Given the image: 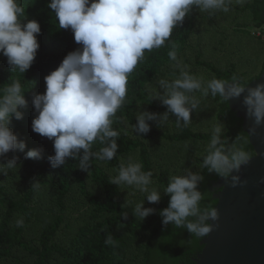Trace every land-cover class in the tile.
<instances>
[{
  "label": "trees",
  "instance_id": "16d2710c",
  "mask_svg": "<svg viewBox=\"0 0 264 264\" xmlns=\"http://www.w3.org/2000/svg\"><path fill=\"white\" fill-rule=\"evenodd\" d=\"M49 3L50 0H19L25 10L20 17L21 23L36 20L40 30H48L45 37L37 39L39 48L31 66L24 72L14 70L8 58L0 53V97L19 81L21 95L26 101L17 108L22 113L21 119L14 115L9 117V127L26 147L23 151L12 150L0 156V264H196L206 235L197 236L188 230L186 224L199 223L202 216H208L214 210L218 202L216 194L221 189H213L214 183L230 174L235 154L245 152L250 158L255 154L254 147L249 133L243 128V118L230 107L224 94H213L212 89L206 87L209 96L219 106L217 122L210 131L197 132L189 124L185 125L167 105L158 104L149 92V86L163 75L165 78L166 75H192L195 67H206L212 72V80L224 84L239 81L238 88L241 89L262 74L264 60L259 75L249 80L237 69L235 62L225 69L215 66L205 56V42L198 31L206 13L201 5L190 6L183 21L177 22L164 44L145 50L128 74L126 97L110 117V128L118 136L101 140L103 133L98 134L89 149L85 168L80 167L85 154L82 149L74 156L66 157L64 164L53 167L49 159L55 154L53 140L32 130V120L38 115L33 100L45 92V77L69 53L81 50L82 45L75 41L71 28L60 27ZM242 10L252 14L257 30L251 35L264 38V0H248ZM194 38L196 42L193 43ZM220 42L223 44L224 40ZM208 45L211 48V44ZM172 52L175 59L170 56ZM183 61L187 62V69L179 64ZM182 70L185 72L181 73ZM141 110L153 115L167 113L180 126V132L167 133L160 129L161 125L159 128L150 126L146 133L139 132ZM134 131L142 138H136ZM156 137L157 142L163 139H169L171 143L206 140L209 144L196 159V191L201 197L197 212L187 217L181 226L171 221L164 223L162 212L170 201L165 188L173 176H190L181 171L180 160L161 159L178 166L175 171L155 159L154 148H150L149 142ZM112 140L117 144L113 158L99 159L97 154ZM30 149L39 150L40 157H26ZM216 153L229 162L221 171L206 162ZM14 158L15 163L9 168L8 164ZM135 163L142 165L141 172H151L152 175L150 183L143 186L146 191L139 185L138 191L127 196L125 189L129 184L112 181L121 168ZM153 190L159 193L157 202L147 199ZM138 204L141 210L152 211L141 217L136 211ZM21 219L23 224L17 226ZM204 222L209 224V219ZM109 237L110 244L106 243Z\"/></svg>",
  "mask_w": 264,
  "mask_h": 264
},
{
  "label": "clouds",
  "instance_id": "9594fccd",
  "mask_svg": "<svg viewBox=\"0 0 264 264\" xmlns=\"http://www.w3.org/2000/svg\"><path fill=\"white\" fill-rule=\"evenodd\" d=\"M243 3L244 0H236ZM201 5L203 9L223 8L227 12L225 0H50L49 7L55 10L61 28H71L76 42L82 49L69 53L62 63L45 77L46 90L35 96L33 104L38 112L32 120V130L54 142L55 154L49 159L53 167L64 164L65 158L74 156L81 149L84 156L80 167H87L89 149L98 134L100 137H116L118 133L110 128V117L120 108L127 93L128 74L136 67L145 50L159 48L171 36L177 22H182L190 6ZM24 8L19 0H0V53L8 58L13 69L26 71L34 61L39 43L40 32L36 20L21 23ZM175 59V53H170ZM163 83V82H162ZM200 87L193 77L183 75L171 85L173 89L163 97V103L178 118L190 123V109L186 106L184 92ZM213 94L225 92V84L212 80L209 84ZM241 89H233L239 95ZM246 104L250 106L257 122L264 117V84L249 89ZM26 103L21 95L19 81L14 82L6 94L0 97V156L12 150L23 151V140L9 127V117L22 118L17 108ZM154 115L143 113L138 117V131L146 133ZM215 140H213V144ZM117 150L115 140L101 149L99 159L111 160ZM28 158H39L37 149L26 153ZM248 155L238 152L232 157L231 167L238 168L246 163ZM207 163L217 171L229 165L219 153L208 158ZM15 158L9 162L13 167ZM2 168V165H0ZM142 165L135 163L121 168L113 183L127 182L140 185L146 191L150 183L151 172H141ZM197 176L190 178L173 176L165 191L170 194L169 206L163 210L164 223L174 222L181 226L185 219L195 215L198 209L200 193L196 191ZM235 179V178H234ZM147 199L157 202L159 193L151 191ZM141 217L147 216L152 209L141 210ZM211 218L216 217L213 211ZM209 216H202L199 223L188 222L186 227L197 236H205L211 225L205 223ZM23 220L17 221L21 226ZM111 238L106 240L110 244Z\"/></svg>",
  "mask_w": 264,
  "mask_h": 264
},
{
  "label": "rangeland",
  "instance_id": "374dc122",
  "mask_svg": "<svg viewBox=\"0 0 264 264\" xmlns=\"http://www.w3.org/2000/svg\"><path fill=\"white\" fill-rule=\"evenodd\" d=\"M247 1L237 3L236 0H225V6L229 9L227 12L223 11V8L204 9L206 18L200 21L198 31L203 38V42H205V56L209 58L211 63L220 69H225L230 63L235 62L237 69L243 72L247 77L246 79L249 80L251 77L259 75L262 69L264 38L261 39L251 35V32L257 29L254 27L252 14L248 10H242ZM55 19H57V16H55ZM47 33L48 30H40L37 39L45 37ZM222 39L224 40L223 44L220 42ZM195 40L196 38L193 39V43L196 42ZM208 43L211 44V48ZM187 53L189 54L190 51ZM191 58L192 55L189 59L191 60ZM179 64L184 69L188 68L187 62L183 61ZM183 72L185 70L181 71V73ZM163 76H161L162 78L159 77L160 79L157 78L149 86V92L154 95V100L158 104H162L163 97L171 93L173 90L171 85L174 84V81L183 78L182 75L174 77L166 75L167 78ZM189 76L196 79L200 87L191 91L177 89V91L184 92L187 97L186 106L190 109L189 126L197 132L210 131L214 122H217L216 113L219 109L218 103L209 96V92L206 90L212 80V72L206 67H195L192 75ZM143 113V110H141L140 114ZM147 113L152 114L150 111H147ZM151 121L154 123L152 124ZM147 123L152 128H159V125H161L160 129L167 133L180 132V126L167 113L160 112ZM133 134L136 138H142L137 131H134ZM157 139L158 137L149 142L150 148H154L155 159L160 161L161 159L170 158L174 162L180 160L182 162L181 171L190 177L195 175L198 170L196 159L200 157L203 150L209 147L206 140L171 143L169 139H163L160 142H157ZM161 161V164L165 167L168 166L172 170H177L178 166H174L172 163L170 165L169 161L168 163L164 160ZM138 189H140L139 185H129L125 189V194L128 196L138 191Z\"/></svg>",
  "mask_w": 264,
  "mask_h": 264
},
{
  "label": "water",
  "instance_id": "95a60500",
  "mask_svg": "<svg viewBox=\"0 0 264 264\" xmlns=\"http://www.w3.org/2000/svg\"><path fill=\"white\" fill-rule=\"evenodd\" d=\"M238 84L239 81L226 83L223 94L243 118V128L250 135L255 154L214 183L221 188L213 210L216 217L208 214L212 227L202 240L204 248L196 264H264V117L257 122L245 102L249 89L264 84V69L235 95L233 89Z\"/></svg>",
  "mask_w": 264,
  "mask_h": 264
},
{
  "label": "flooded vegetation",
  "instance_id": "af4514ba",
  "mask_svg": "<svg viewBox=\"0 0 264 264\" xmlns=\"http://www.w3.org/2000/svg\"><path fill=\"white\" fill-rule=\"evenodd\" d=\"M213 189H217V188L213 185Z\"/></svg>",
  "mask_w": 264,
  "mask_h": 264
},
{
  "label": "built area",
  "instance_id": "2783aa9c",
  "mask_svg": "<svg viewBox=\"0 0 264 264\" xmlns=\"http://www.w3.org/2000/svg\"><path fill=\"white\" fill-rule=\"evenodd\" d=\"M260 32H258V34H259Z\"/></svg>",
  "mask_w": 264,
  "mask_h": 264
}]
</instances>
